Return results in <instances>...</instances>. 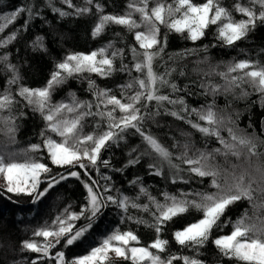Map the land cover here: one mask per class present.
I'll list each match as a JSON object with an SVG mask.
<instances>
[{"label":"snow or ice","instance_id":"obj_1","mask_svg":"<svg viewBox=\"0 0 264 264\" xmlns=\"http://www.w3.org/2000/svg\"><path fill=\"white\" fill-rule=\"evenodd\" d=\"M62 3L67 4L69 8H74L76 15H82L91 11L88 5H92L93 0H84L85 7H76L72 4V0H62ZM150 3H153V0H129L128 11L122 15H105L102 5L95 4L97 12L101 15L93 29V37L100 35L109 24L120 25L134 34L135 41L141 50L138 51L136 47L130 48L132 67L142 76L135 77L129 83L121 86L122 95L124 90L137 88L132 95L127 97V102L112 95L110 89L98 88L91 79L88 81L89 91L96 97L95 105L92 102L79 101L74 93L70 94L72 96L71 103L53 104L51 102L54 88L65 83L69 77L75 74L96 73L108 76L116 71L115 58L119 56L122 61L124 51L114 48L112 43L88 54L70 53L56 65V70L51 73L50 79L42 88H30L21 84L22 78L19 69L9 62V56L5 54L0 56V64H3L11 75L7 79L8 87L0 91V125L3 126L0 128V132H4L10 142L15 143V132L18 125L16 124L17 116L12 114V109L20 102L16 99L18 96L25 106L39 112L46 122L45 129L40 133L42 143L30 145L24 152L25 156L29 152L34 153L46 149L49 159L55 165H74V162L87 159L95 167L101 150L107 147L109 142L116 143L122 139L121 133L126 129L134 128L147 145L141 156L154 155L157 160L156 163L149 165L155 170L154 174L162 175V165L167 163L169 168L174 170L172 182L176 183L177 179L184 180L180 176L183 169L179 164L173 163V153L156 137L145 134L141 127L145 118L154 119L155 116L160 115V110L163 108L164 114L186 122L205 137H214L222 146L211 151L195 149L193 152L194 145L189 141H185L183 145L178 142L173 144V147L183 148V151L175 159L187 164L189 173L198 177H211V187L216 191L181 192L179 195L165 192L162 194L164 199L161 202L141 186L139 192L141 195L147 196L149 203L138 204L135 199L127 196L117 199L112 195H107L106 193L110 191L108 187L100 192L97 181H92V185L84 183V187L87 189L86 200L88 203L82 207L80 213H70L68 209H65L64 214L57 216L51 225L34 230L33 236L43 237L42 242L34 239L21 242L20 250L22 252L40 254L31 260L30 264H38L39 260L46 258L54 259L56 264H106L110 252L130 261V264H173L175 260H182L183 264H204L196 257H181L173 254L164 258L160 255L166 251L168 246V241L160 236L163 226L174 217L189 210H195L202 216L199 220L174 232L173 237L177 244L196 250L199 255V249L206 246L214 229L231 224L232 230L229 234L218 236L212 241L220 254L239 261L240 264H264V216H261L258 211L264 209V161L260 160V157H264V151H261L264 148V140L255 133L248 134L239 130L235 127L236 121L232 119V116H228L226 122L225 117L217 112L215 99L212 103L201 106L199 109H189L183 97L173 99L170 95L161 94L160 88L162 87L171 88L173 93L181 90L169 79L176 69L166 67L163 73H157L154 70V62L157 58L162 59L166 47V38L164 41L160 39L161 25L169 31L186 33V38L192 41L201 39L210 25H216V38L224 44L232 46L237 41L245 39L249 32L255 29L258 21L264 23V0H248L250 6H245L238 0L234 5V10L245 17L240 20H236L230 10L221 6L220 0H205L202 4H196L193 0H172L171 3H166L165 0H154V6L149 8ZM49 6L61 17L71 14L54 7L51 0H49ZM257 6L259 11H257ZM25 12L31 17L33 15L32 7H20L11 13L0 16V20L5 21L0 24V32H3L8 24L14 22ZM135 14H139V20L134 18ZM141 28L143 30H139ZM15 38L16 32H13L7 38L0 39V47H6ZM33 47H42V38L37 37L33 41ZM206 48L207 46H205ZM108 49L114 50L109 53ZM192 51L177 53L176 57L183 59ZM172 59L174 57L169 56V60ZM202 62L204 61H198V63ZM119 70L128 71L129 69L122 63ZM212 74L220 76L225 83L223 85L211 82L207 85L201 83L200 87L205 89L203 92L205 96L232 94L234 99L241 100L247 99L253 93H258L260 104L264 107V66L248 60H240L229 64L226 71L205 73L204 75ZM180 75H185V72L181 70ZM13 85L16 86L15 93L11 91ZM237 90H239L238 95ZM153 101L156 106L154 113L147 111ZM165 103L172 105L173 108L171 110L166 108ZM101 105H103V110H101ZM109 105L112 107L109 108ZM94 106L97 109L96 112L92 111ZM142 108L145 109L143 114ZM117 110L122 113L119 118L114 115ZM5 112L9 114L4 115ZM89 115L99 116L101 120L107 119V129L99 130L101 126L97 124V131L84 134L82 121ZM192 115H195L196 120L190 119ZM236 116L238 119L239 113H236ZM117 129L119 131H115ZM222 131H227V139L221 135ZM183 135L189 134L184 133ZM190 152L193 154L189 155ZM6 155L7 159L5 153L0 152V175L5 179V190L8 193L33 197V203L44 197L61 180L67 179V176L63 174L48 177V186L41 191L39 188L43 182L41 176L44 173H49L51 169L32 157L19 161L14 159L18 155L15 152H8ZM217 156L224 158V164L214 162ZM229 156L235 157L236 161H242V163L229 161ZM253 157H256V162H253ZM139 160L140 156H137L131 158L128 163L136 164L139 163ZM101 163L104 167H109V161L104 160ZM79 167L87 168L88 165L79 163ZM68 175L79 178V173L75 171ZM104 179L107 180L110 177H104ZM184 182L187 183L186 180ZM239 201L248 202L252 209V215L246 208L235 220H232L231 217L222 220L229 207ZM108 202L115 204L125 213L129 207L151 212L152 223L141 219H137L136 222L144 223L154 229L157 234L156 239L146 247L133 246V242L139 244L138 236L130 230L121 231L117 228L105 236L98 246L91 248L86 255L75 257L71 261L65 259L62 251L56 252L54 257L50 256V250L62 239L65 241V247L79 240L91 228L98 213L107 206ZM153 207L155 211L152 210ZM81 217H84L88 223L83 227L76 228L73 222ZM50 237L54 242L49 240ZM153 249L155 251H152Z\"/></svg>","mask_w":264,"mask_h":264},{"label":"trees","instance_id":"obj_2","mask_svg":"<svg viewBox=\"0 0 264 264\" xmlns=\"http://www.w3.org/2000/svg\"><path fill=\"white\" fill-rule=\"evenodd\" d=\"M165 2L171 3L172 0H165ZM193 2L202 4L205 0H193ZM237 2L238 0H220L221 6L230 10L236 20L244 19L242 14L234 10V5ZM239 2L245 6H250L248 0H239ZM96 3L102 5L105 15H122L128 11L129 0H93V4L88 5L91 11L82 15H76L75 9L69 8L67 4L62 3V0H51L54 7L71 13L65 17H61L58 12L52 10V7L49 6V0H0V16L11 13L20 7H32L33 15L31 17L26 12L22 13L14 22L8 24L3 32H0V39H5L16 32V38L11 43L7 44L6 47H0V56L8 54L9 62L19 69L22 78L21 84L30 88H42L50 79L51 73L56 70V65L70 53L88 54L112 43L114 48L124 51L122 61L119 56L115 58L116 71L108 76H101L96 73L75 74L69 77L65 83L54 88L51 102L53 104L71 103L72 96L70 94L74 93L79 101L92 102L95 105L97 101L94 94L89 91V79L94 81L98 88L110 89L112 95L122 99L123 102H127V97L132 95L137 88L124 90L122 95L121 86L129 83L135 77L142 76L132 67L133 60L130 48L136 47L138 51L141 50L135 41L134 34L120 25L109 24L100 35L93 37V29L101 15L95 8ZM72 4L76 7H85L84 0H72ZM152 6H154V0L153 3L149 4V8ZM257 11H259L258 6ZM134 18L139 20V14H135ZM3 23L5 21L0 20V24ZM139 30H143V28ZM37 37L42 38V47L34 48L33 41ZM165 38L166 47L162 59L157 58L154 62V70L157 73H163L166 67H174L176 71L172 73L169 79L177 84L181 90L173 93L171 88L162 87L160 88L161 94L170 95L173 99L183 97L189 109H199L201 106L212 103L215 99L217 112L225 117L226 122L227 117L232 116V119L236 121L235 127L248 134L255 133L264 140V107L260 104L258 93H253L247 99L237 100L233 98L232 94L227 96L218 94L215 97L211 94L205 96L203 94L205 89L200 87L201 83L207 85L209 82L223 85L225 81L220 76L215 74L205 76L204 74L226 71L227 66L236 61L248 60L264 66V23L258 21L255 29L249 32L245 39L237 41L232 46L226 45L216 38V25H210L204 36L197 41L187 39L186 33L180 34L169 31L161 25L160 39L164 41ZM205 46H207L206 49ZM113 50L108 49V52L111 53ZM187 50L193 51L183 59L176 57L177 53H184ZM169 56H173L174 59L169 60ZM198 61L204 62L198 63ZM122 63L128 66V71L119 70ZM181 70L185 72V75H180ZM10 75L11 73L5 69L4 65L0 64V91L8 87L7 79ZM248 90L251 91V89ZM11 91L16 92L15 85L12 86ZM238 94L239 90H237ZM16 99L20 102L12 109V114L17 116L16 124L18 125L15 132V143H11L4 132H0V152L5 153L6 159L8 152H15L18 154L14 157L16 160L23 161L32 157L46 164L51 171L42 174L41 180L43 182L39 186L41 191L48 186V177L63 174L67 176V179L61 180L35 203H33V197L8 193L5 188L0 186V264H16V262L30 264L31 260L39 256L38 253L22 252L20 250L21 242L33 239L42 242L43 237L33 236L34 230L51 225L57 216L64 214L65 209H68L70 213H80L82 207L88 203L86 200L87 189L84 187V183L92 185V181H97L100 192L108 187L110 191L106 193L107 195H112L117 199L127 196L135 199L138 204L149 203L147 196L141 195L139 192L141 186L161 202L164 199L162 194L165 192L179 195L181 192L216 191L211 187V177H198L189 173L187 171L189 166L175 159L183 151V148L173 147V144L178 142L183 145L185 141H189L194 145L193 152L195 149L211 151L222 146L214 137H205L186 122L164 114L163 108L160 110V115L155 116L154 119L145 118L141 127L145 134L156 137L173 153V163L179 164L183 169L180 176L187 183L180 179L173 183L174 170L170 169L167 163L162 165V175L154 174L155 170L149 165L156 163L157 160L154 155L141 156L147 145L134 128H128L121 133L123 138L119 139L118 142H109V145L101 150L95 167L88 160L83 161L85 165H88L87 168H80L76 165H55L49 159L46 149L34 153L29 152L25 156L24 152L30 145L42 143L40 133L45 129L46 122L39 112L25 106L20 97L17 96ZM111 107L109 105V108ZM165 107L170 110L173 108L167 103H165ZM101 110H103V105H101ZM92 111H97L95 106ZM144 111L145 109L142 108V114ZM147 111L153 113L156 111L154 101L148 106ZM236 113H239L238 119ZM8 114L7 112L4 113V115ZM114 115L119 118L122 113L117 110ZM190 119L196 120L195 115H192ZM82 123L84 134L97 131V124L101 126L99 130H106L108 125L107 119L101 120L96 115L87 116ZM2 127L0 125V128ZM184 133L189 135H183ZM221 135L226 139L228 138L227 131H222ZM54 138L59 139L58 137ZM134 149L135 151H133ZM261 151H264V148ZM193 152H190L189 155H192ZM137 156H140L139 163H128L131 158ZM104 160L109 161V167L103 166L101 161ZM228 160L233 163H242V161H236L235 157L231 156L228 157ZM252 160L256 162V157H253ZM260 160L264 161V157H260ZM214 162L224 164V158L217 156ZM72 171L79 173V178L68 175ZM104 177H110V179L106 180ZM137 197L139 198L136 199ZM246 208L252 215V209L248 202L239 201L229 207L222 220L227 217L235 220ZM152 210L155 211L154 207ZM258 211L261 216H264V209ZM201 216V213L189 210L168 221L160 233L161 238L168 241V246L166 251L160 255L164 258L173 254L181 257H196L204 264H240L239 261L222 256L212 242L218 236L229 234L232 230L231 224L214 229L206 246L199 249V255H197L196 250L182 247L175 242L174 232L199 220ZM137 219L149 223L153 222L151 212L129 207L125 213L115 204L108 202L107 206L98 213L91 228L79 240L65 247V241L62 239L50 250V256L54 257L56 252L62 251L65 259L71 261L75 257L86 255L91 248L98 246L105 236L117 228L121 231L130 230L138 236L139 244L133 242V246L146 247L156 239L157 234L154 229L146 224L137 223ZM73 223L76 228H80L86 225L88 221L81 217ZM38 264H56V262L54 259L46 258L39 260ZM106 264H130V261H126L124 258L110 259L106 261ZM173 264H183V262L182 260H175Z\"/></svg>","mask_w":264,"mask_h":264},{"label":"rangeland","instance_id":"obj_3","mask_svg":"<svg viewBox=\"0 0 264 264\" xmlns=\"http://www.w3.org/2000/svg\"><path fill=\"white\" fill-rule=\"evenodd\" d=\"M86 160L87 159H83L80 162H74V165H77L79 163H83V161H86ZM5 184H6V182H5L4 177L2 175H0V186H2L3 188H5ZM49 240L54 242L53 238H51V237L49 238ZM120 258H123V257H117L114 252H110L109 253V259L107 261H109L110 259H120Z\"/></svg>","mask_w":264,"mask_h":264},{"label":"water","instance_id":"obj_4","mask_svg":"<svg viewBox=\"0 0 264 264\" xmlns=\"http://www.w3.org/2000/svg\"><path fill=\"white\" fill-rule=\"evenodd\" d=\"M76 166H79V164H77Z\"/></svg>","mask_w":264,"mask_h":264}]
</instances>
